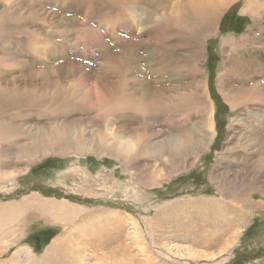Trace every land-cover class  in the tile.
<instances>
[{
  "label": "bare ground",
  "instance_id": "obj_1",
  "mask_svg": "<svg viewBox=\"0 0 264 264\" xmlns=\"http://www.w3.org/2000/svg\"><path fill=\"white\" fill-rule=\"evenodd\" d=\"M5 1L8 6L0 10V32L13 31L21 46L13 47L12 54L0 56V144L6 136L10 149L8 158L0 160V184L9 182L12 186L18 176L27 174L32 164L48 155L105 156L118 162L122 170H146L156 176L157 182L167 181V171H175L176 165L182 164L187 172L206 156L217 129L216 104L206 83L205 43L226 9L238 0H169L167 8L162 0ZM161 2L167 11L154 6ZM73 9L85 11L86 20H79ZM123 11L127 18L122 17ZM241 13L263 18L264 0H248ZM82 27L91 28L93 35L74 37L75 46L92 38L98 49H105L104 54H108L103 57V65L94 70L92 79L80 75L85 60L95 56V50L87 54V43L81 47L83 59L69 58L63 63L53 60L59 50L57 44L64 41L66 49L73 47L74 42L64 38ZM107 32L119 34L122 41L131 45H151L152 78H147L145 69L134 61L141 57L140 53H132L135 46L129 50L124 43L117 55L116 45L108 46L103 41ZM2 44L3 47L6 43ZM221 45L223 56L215 79L231 113L225 140L214 154L210 172L219 196L191 198L172 206H209V210L213 206L215 220L222 217L224 227L229 229L245 221L242 208L248 210L255 204L252 194L244 193V182L250 176L247 184L264 193V62L255 52L264 46V30L257 28L241 36H227ZM234 82L242 83L245 91H241L242 86L236 88ZM232 164L251 171L248 178L238 181L236 176L230 180L226 169ZM7 167L8 172L4 171ZM68 172L85 185L97 183L109 193L131 192L136 196L137 189L131 190L122 180L110 182L112 178L105 176L100 183L81 169ZM129 173L141 178L135 172ZM55 179L67 184L60 173ZM37 198L32 194L6 208L0 205V255L9 247L6 242L11 245L4 231L20 219L24 209L42 204L43 213L48 209L53 216L64 218L77 212L61 202L44 199L37 203ZM218 229L214 235L220 234ZM12 232L14 239L22 235L18 230ZM63 243L61 240L52 245L41 257L28 253L24 260L19 255L26 248H20L8 261L64 264Z\"/></svg>",
  "mask_w": 264,
  "mask_h": 264
},
{
  "label": "rangeland",
  "instance_id": "obj_2",
  "mask_svg": "<svg viewBox=\"0 0 264 264\" xmlns=\"http://www.w3.org/2000/svg\"><path fill=\"white\" fill-rule=\"evenodd\" d=\"M94 1L90 0L91 3ZM151 1L144 0V3ZM171 1L169 3V0H162L165 5L161 2L160 4L155 3L154 6L161 7V11H164L163 9L167 11L166 8L168 4L170 6ZM247 1L238 0L229 6L206 39L207 57L204 61L206 83L212 101L217 107L216 137L214 143L212 142L213 145L211 144L206 152V156L187 172L183 170L182 164H180L182 169L176 165L175 171H167L170 176L167 181L158 182L155 180L156 176L151 175L152 173L143 169L136 171L134 168H130L129 172H135L136 177L141 176L139 179L134 178L128 171L122 170L118 162L105 156H79L76 154L45 156L32 164L27 174L18 176L12 182V186L9 182L0 184V205H5L6 208L8 207L6 205L35 194L38 197L37 203L44 199L61 202L69 207H74L77 212H75V216L64 218L53 216L46 209L48 206H44L47 213H43L42 204L28 209L23 208L24 211L19 217L20 219L10 225L12 228L7 227L4 231L11 245L6 242L9 247L0 255V263L12 264L8 260L16 255L20 248H26L19 255L20 260H24L28 253H31V256L41 257L52 245L64 240L65 248L61 249L64 264L67 261V264H264V193L247 184L248 180L252 178V176L248 178L251 171L245 172L238 169L234 166L236 164L226 165V173L230 180H234L233 178L237 176L239 181L241 177L247 176V183L244 182L243 186L246 189L244 193L252 194V202H255L253 206H248V210L242 208L245 221L238 222L233 228L228 229L227 225L224 227L225 223L222 217L215 220V207L213 208V206L210 210L209 206H172L177 202H185L191 198H217L219 196L217 188L213 184L214 181L210 178V172L214 165V154L221 150L226 137V124L231 108L217 89L215 75L223 56L221 43L227 36H241L246 31L257 28L264 30V15L262 18L241 13ZM30 4L35 9L39 8L38 4L29 2L28 5ZM161 4L166 8L162 9L163 5ZM6 5L8 6V3L5 0H0V10ZM73 12L79 20L82 18L86 20L85 11L78 12L73 9ZM122 17L127 18L124 11ZM94 22L97 25L95 18ZM90 29L89 27L75 28V34L64 38L66 42L73 41L74 46L66 49L64 41L59 42L57 44V50H59L53 59L56 63L59 61L63 63L65 59L69 60V58L83 59L84 57L81 56L82 45L92 44L91 47L87 45L85 49L88 50L87 54L95 50V56L90 60H85V65L83 64L82 71H80V75L87 79H92L94 70L103 65L101 63L104 60L103 57L108 55L104 54L105 49H98L95 39L92 38L81 43L82 45L79 44V48L75 46L74 37L80 38L79 35L82 36L85 33L87 37H90L93 35ZM13 33V31L0 32V44L6 43L5 46H0V56L12 54L14 48L21 46L14 39L16 34ZM119 36L117 33L110 35L107 32L103 41H106L108 46L116 45L114 49L118 48L117 55L120 54L119 50L122 45L126 44L129 50L135 46L132 53L134 55L140 53L141 57L134 61L139 62L140 68L145 69L144 74L147 78H152L149 68L153 60L151 45H131L122 41V36ZM223 46L228 45L223 44ZM5 50L10 52L8 51L9 53L6 54ZM255 52L264 62V46ZM116 61V64L120 62L117 58ZM233 84L236 88L238 85L242 86L241 91H245V86L242 83L234 82ZM81 111L84 112L83 109ZM3 138L0 144V160L7 159L6 153L10 151L6 143L7 137ZM23 164L24 162H20V165ZM75 169L92 174L93 178L100 183L104 182L105 176L112 178L113 181L110 180V182L122 180L130 185L131 190L137 189L136 196L133 197L131 192L109 193L105 188L98 187L97 183L85 185L68 172ZM9 170L8 167L4 169L7 172ZM58 173L66 180L67 184H62L55 179ZM142 174L149 177L142 176ZM262 176L263 180L261 179V181H264V175ZM75 182L77 186L74 185ZM232 185L237 187V184ZM66 209L68 208L66 207ZM215 229L221 230L220 234L214 235ZM12 230H18L24 236L21 235V238L14 239Z\"/></svg>",
  "mask_w": 264,
  "mask_h": 264
},
{
  "label": "flooded vegetation",
  "instance_id": "obj_3",
  "mask_svg": "<svg viewBox=\"0 0 264 264\" xmlns=\"http://www.w3.org/2000/svg\"><path fill=\"white\" fill-rule=\"evenodd\" d=\"M216 116H217V107H216Z\"/></svg>",
  "mask_w": 264,
  "mask_h": 264
}]
</instances>
